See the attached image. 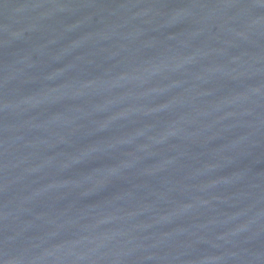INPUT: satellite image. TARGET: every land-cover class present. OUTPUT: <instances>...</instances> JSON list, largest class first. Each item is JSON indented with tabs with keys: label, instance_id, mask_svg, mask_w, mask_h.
<instances>
[{
	"label": "water",
	"instance_id": "95a60500",
	"mask_svg": "<svg viewBox=\"0 0 264 264\" xmlns=\"http://www.w3.org/2000/svg\"><path fill=\"white\" fill-rule=\"evenodd\" d=\"M0 264H264V0H0Z\"/></svg>",
	"mask_w": 264,
	"mask_h": 264
}]
</instances>
